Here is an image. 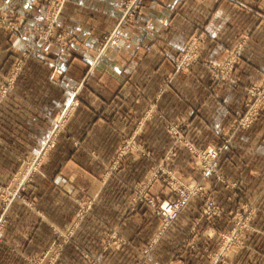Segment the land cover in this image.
I'll return each instance as SVG.
<instances>
[{
    "label": "crops",
    "instance_id": "obj_1",
    "mask_svg": "<svg viewBox=\"0 0 264 264\" xmlns=\"http://www.w3.org/2000/svg\"><path fill=\"white\" fill-rule=\"evenodd\" d=\"M119 15L120 0H68L61 19L72 31L73 38L71 53L65 52L62 57V67L56 71H39L45 66L47 70V65L38 59L30 61L12 94L0 105V171L6 173L16 166L15 157L38 151L53 129L56 111L69 99H73L75 108L62 126L65 127L53 135V143L57 144L45 159L42 178L34 180L30 186L34 204L28 207L15 202L10 207L9 222L0 241V264H28L25 255L38 251V239L52 237L50 233L39 232L45 229L51 232L49 222L60 225L71 219V186L65 187V191L59 190L51 181L55 175L95 195L78 233H82L83 239L80 248L98 255L99 233L104 226L118 223L123 195L120 190L128 188L125 184L109 182L104 186L99 181L104 163L114 155L121 141L133 136L134 141L149 151L152 159H159L167 152L171 138L167 125L184 120L187 123L184 135L192 143L216 142L217 130L240 110L241 88L212 82L210 71L200 64L185 70L188 72L174 74L172 82L161 87L165 75L174 71L172 59L194 32L205 36L201 57L217 61L239 33L246 31L247 41L238 69L241 83L256 80L263 73L264 0H143L140 14L129 26L120 29L118 45L88 70L87 65L95 55L96 39L102 30L113 29ZM1 40L0 67H4L11 61L12 53H9L8 41ZM53 56L50 52L49 57L53 59ZM157 93L151 110V101ZM254 125L258 126L256 133H247L241 142L246 145L253 139L255 149L264 152V112ZM229 152H225V158ZM259 155L264 157V153ZM174 156V168L194 177L189 151L178 149ZM247 160L252 164V158L246 154L240 161L243 164L236 168L245 175L241 186L247 191L259 189L262 170L248 166ZM228 166L227 163L224 168ZM151 167L150 159L128 156L120 169L128 172L130 181L136 182L147 178ZM230 168L233 169L232 165ZM3 181L0 180V184ZM151 191L162 196L165 192L159 181L152 184ZM256 206L258 211L253 221L258 231L255 233H264V220L260 216L264 213V202H257ZM197 208L191 201L181 210L165 231L160 241L164 244H158L154 251L164 253L162 260L172 259L168 264H203L198 251L178 245L198 217ZM141 212L139 209L124 216L128 221H143ZM206 221H200L199 229ZM136 224L139 227L142 223ZM133 226L129 233L144 230L134 231ZM263 237L254 235L257 239L251 242L252 246L241 249L225 264H261ZM128 240L126 246L114 253L129 252L132 244ZM87 242L88 246L84 245ZM78 250L76 246H64L57 264H83L77 260ZM170 254L175 256L169 257ZM150 263L151 256L145 264ZM204 264L221 263L206 260Z\"/></svg>",
    "mask_w": 264,
    "mask_h": 264
},
{
    "label": "rangeland",
    "instance_id": "obj_2",
    "mask_svg": "<svg viewBox=\"0 0 264 264\" xmlns=\"http://www.w3.org/2000/svg\"><path fill=\"white\" fill-rule=\"evenodd\" d=\"M67 1L5 0L4 3H0V39L2 38L3 42L8 41V45L11 46L9 53H12V59L8 65L0 67V105L9 93L12 94L22 71L28 67L30 61L38 59L42 64L47 65V70L46 66H43L44 68H40L39 71H56L62 67V57L65 56V52L71 53V39L73 38L72 31L62 24L63 19H61ZM142 6L143 0H120V15L115 26L112 30H102L96 39L95 55L87 65L88 70L95 67L108 51L118 45L121 40L120 29L131 24L132 20L140 14ZM117 26L120 29L116 35ZM247 36L246 31H241L232 46L227 48L217 61H211L201 57L205 36L201 32H194L187 39L181 51L172 59L174 71L167 73L161 81L163 89L172 82L174 74L200 64L201 67L210 71L212 82H221L233 89L241 88L240 110L231 121L217 130L219 136H217L216 142L192 143L184 135L187 125L184 120L171 122L167 125V131L171 138L168 150L162 158L152 159L149 151L140 142L134 141L133 136L121 141L114 155L104 163L99 181L103 182L104 186L109 182L125 184L128 188L120 190L123 195L121 196L120 211H118V223L114 222L104 226L99 233L98 255L80 248L83 247V239L82 233H78L85 214L92 208L95 195H89L85 190L80 189L79 186H73L69 180L59 174L55 175L51 181L59 190L63 188L61 191H65V187L71 186L72 217L60 225H53V222H49L51 232L46 229L39 232L50 233L52 237L38 239V251L25 255L24 259L28 264H57L66 245L79 248L77 253L80 258L77 256V260L83 264H145L150 261V256V264H162V262L168 264L172 259L162 260L164 253L160 251L154 253L158 244H164L160 241L171 224L165 225L167 220L160 209V205L165 201L174 203L186 201L183 209L191 201L198 205V217L193 221L188 233L180 239L178 245L198 251L199 261L203 264L206 260L210 263L225 264L235 253L252 246L253 240L264 236V233H255L257 229L253 221V216L258 211L256 203L264 202V160H256L255 156L264 159L259 155L264 152L255 149L253 139H250L251 143H246V145L241 142V138H245V135L247 137L249 133H256L258 126L254 124L258 121L260 114L264 112V70L260 78L247 80L246 83H241L238 74L241 52L247 41ZM50 52L52 56L54 55L53 59L49 57ZM57 58L59 61L55 60ZM73 95L75 93H72ZM157 95L159 94L157 93L155 99L151 101V110L154 109ZM74 109L73 99H69L60 110L56 111L53 129L40 144L38 151L28 155H25L26 152H24V154L15 157L16 166L12 170L9 169L11 172L0 171V180H4L0 184V222H2L0 224V241L3 240L9 222V210L12 204L21 202L28 207L34 204L30 186L34 180L42 178L45 159L50 156L57 144V142L53 143V135L65 127L62 128ZM147 117L145 115V118ZM178 149L188 150L191 154L192 159L189 160L192 162L194 177L184 175L172 165L176 161L174 154ZM213 150L217 157L210 156ZM228 150H230V155L225 158L224 154ZM246 154L253 161L250 164V160L249 162L247 160L248 166H256L260 171L262 170L260 172L262 176L261 188L259 189L247 191L241 186L245 175L237 172L236 168L243 164L240 161ZM128 156L152 161L147 178L136 182L130 181L128 172L120 169L123 159ZM227 163L232 165L233 169L230 166L225 169ZM155 181H159L162 185V190L165 191L163 196L151 191ZM19 183L22 184L24 191H18L21 193V197L14 198L13 195ZM58 193L61 192L58 191ZM149 201H154L159 207H152ZM211 201L214 203V207L209 206ZM5 204L4 210L6 211L1 213ZM126 204L127 206H125ZM139 209H142L141 219L143 221L138 220L142 223L138 227L136 224L138 221H134V219L128 221L125 214ZM1 215L3 216L1 217ZM260 216L264 220V213L261 212ZM202 219L208 222L206 221L199 229ZM132 224L134 231L136 229L144 230L140 233H129ZM251 235H253L252 238ZM254 235L257 238H254ZM128 239L132 244V248L128 249L129 252L121 250L120 253L115 254V250L118 251L126 246L129 242ZM258 240L261 241L262 238ZM84 245L88 246V242ZM262 247L264 248V246ZM69 253L67 252L66 255ZM172 256L175 255L170 254L169 257ZM261 262L264 264V253Z\"/></svg>",
    "mask_w": 264,
    "mask_h": 264
},
{
    "label": "built area",
    "instance_id": "obj_3",
    "mask_svg": "<svg viewBox=\"0 0 264 264\" xmlns=\"http://www.w3.org/2000/svg\"><path fill=\"white\" fill-rule=\"evenodd\" d=\"M118 27L119 26H117V29H116V32H115L116 35L118 34V31L120 29V28L118 29ZM216 155L217 154H216V152L214 150L210 154V156L212 158L217 157ZM21 185H20V183L18 184V186H21ZM18 186L16 188L15 194L13 195L14 198H20L21 197V195H20L21 193L20 192L24 191L22 186H21V188L20 187L18 188ZM18 191H20V192H18ZM149 204L152 207H157V208L159 207V205L156 206V203L154 201H149ZM185 204H186V201H181V203H174V202H171V201H165V202H163L160 205V209L162 210V214L165 216V218L167 220V223L165 225H167L168 223L170 224V223L173 222V220L176 218V216L181 211V209H183V207L185 206ZM209 204H210L209 206L214 207V203L212 201ZM5 207H6V204H5L4 208H2L1 213L6 211V210H4ZM3 215H4V213H3ZM3 215H1V217ZM1 223L2 222H0V224Z\"/></svg>",
    "mask_w": 264,
    "mask_h": 264
},
{
    "label": "trees",
    "instance_id": "obj_4",
    "mask_svg": "<svg viewBox=\"0 0 264 264\" xmlns=\"http://www.w3.org/2000/svg\"><path fill=\"white\" fill-rule=\"evenodd\" d=\"M9 95H10V93H9ZM9 95H7V96H9ZM262 114V113H261ZM261 114H260V116H261ZM259 119V118H258Z\"/></svg>",
    "mask_w": 264,
    "mask_h": 264
}]
</instances>
